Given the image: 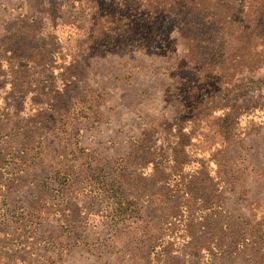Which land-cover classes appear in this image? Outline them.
Returning a JSON list of instances; mask_svg holds the SVG:
<instances>
[{"label":"rangeland","instance_id":"374dc122","mask_svg":"<svg viewBox=\"0 0 264 264\" xmlns=\"http://www.w3.org/2000/svg\"><path fill=\"white\" fill-rule=\"evenodd\" d=\"M0 264H264V0H0Z\"/></svg>","mask_w":264,"mask_h":264},{"label":"trees","instance_id":"16d2710c","mask_svg":"<svg viewBox=\"0 0 264 264\" xmlns=\"http://www.w3.org/2000/svg\"><path fill=\"white\" fill-rule=\"evenodd\" d=\"M97 184L99 185L100 182H97ZM114 200H116V195H114ZM115 205L117 206V209L120 207L121 203L120 202H115ZM212 240V239H210ZM212 242L211 241H208V245H210ZM212 247L213 248H216L217 250H219V246L218 244H212Z\"/></svg>","mask_w":264,"mask_h":264}]
</instances>
